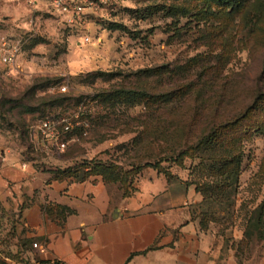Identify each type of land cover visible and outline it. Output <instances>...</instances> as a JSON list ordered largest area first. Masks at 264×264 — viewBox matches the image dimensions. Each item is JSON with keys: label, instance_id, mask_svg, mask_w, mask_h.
Here are the masks:
<instances>
[{"label": "rangeland", "instance_id": "obj_1", "mask_svg": "<svg viewBox=\"0 0 264 264\" xmlns=\"http://www.w3.org/2000/svg\"><path fill=\"white\" fill-rule=\"evenodd\" d=\"M97 2L79 26L50 0H0V36L22 45L15 65L0 59V146L79 176L101 163L123 191L148 169L187 178L205 197L201 228L238 264H262L264 0ZM63 117L72 128L44 143L42 121ZM22 234H0V264H29Z\"/></svg>", "mask_w": 264, "mask_h": 264}, {"label": "crops", "instance_id": "obj_2", "mask_svg": "<svg viewBox=\"0 0 264 264\" xmlns=\"http://www.w3.org/2000/svg\"><path fill=\"white\" fill-rule=\"evenodd\" d=\"M58 170L9 152L0 164V234L13 245L23 233L29 264H238L201 228L194 210L203 195L187 178L144 170L125 196L100 176Z\"/></svg>", "mask_w": 264, "mask_h": 264}, {"label": "built area", "instance_id": "obj_3", "mask_svg": "<svg viewBox=\"0 0 264 264\" xmlns=\"http://www.w3.org/2000/svg\"><path fill=\"white\" fill-rule=\"evenodd\" d=\"M52 7L59 13L66 16V20L70 25L83 26L87 22L88 9L97 7V0H50ZM85 41H89V37H85ZM21 44H13L9 38L2 34L0 36V59L6 64L13 66L16 64L18 54L21 52ZM65 91L66 88L62 87ZM72 128L71 122L67 118L58 120L45 119L41 123L40 132L42 141L53 138L59 140L61 132L67 133ZM62 130V131H61ZM61 149L65 148V143H59ZM7 161V151L0 146V164ZM35 248L39 247V243L33 244Z\"/></svg>", "mask_w": 264, "mask_h": 264}, {"label": "trees", "instance_id": "obj_4", "mask_svg": "<svg viewBox=\"0 0 264 264\" xmlns=\"http://www.w3.org/2000/svg\"><path fill=\"white\" fill-rule=\"evenodd\" d=\"M218 1H223V0H218ZM212 138H216L215 135ZM212 138H210V139H212ZM241 156H242V154H233V155H231V158L229 160H227V162H225L224 164H222L221 167L219 166V168L217 169L218 174L221 177L226 176L227 179L235 176L236 171H237V168L240 166V163L242 161L241 160ZM85 164H86V162H85ZM99 165H101V163L95 164L93 167L87 166L88 172L86 171L83 174H81L80 176H79L78 170H75V172L72 173V170L71 169H67V170H60L59 169L58 170V173L60 175H62V176L73 177L76 180H80V181L87 180L91 176H100V177H102V179L104 180L105 183L110 184L112 182L111 179H112V177H114L115 174L114 173H111L110 175L106 174L107 173L106 172V167H104V166L103 167H100ZM101 168H103V169L101 170ZM158 171L161 172L160 170H158ZM189 183L194 184L196 186L197 190H198V185L196 183H194V182H189ZM134 191H135V189H132L130 191L128 189H126L124 191V195L125 196L130 195ZM199 192L203 195V193L201 191H199ZM203 199H205L204 196H203ZM255 215L258 216V224L261 223L262 222V218H264V201L253 212V215L252 216H255ZM251 221H253V217L250 218V223H251ZM255 226L257 227L256 229L259 228V226L257 224ZM249 235H250L249 231H246V236L249 237Z\"/></svg>", "mask_w": 264, "mask_h": 264}]
</instances>
